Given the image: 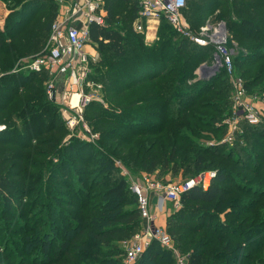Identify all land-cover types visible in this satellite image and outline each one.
<instances>
[{
	"label": "trees",
	"instance_id": "1",
	"mask_svg": "<svg viewBox=\"0 0 264 264\" xmlns=\"http://www.w3.org/2000/svg\"><path fill=\"white\" fill-rule=\"evenodd\" d=\"M0 1L8 10L0 27V124L7 126L0 134V264H122L123 245L143 220L128 180L114 170L117 161L133 176L165 185L215 171L208 190L181 196L166 232L188 264H264V235L255 232L264 227V206L251 216L261 203L254 198L264 199V120L242 121L247 145L224 143L232 87L223 69L208 81L197 73L211 64L212 45L179 35L165 19L148 45L133 27L139 1L117 0L127 11L118 21L114 0H107L106 25L90 26L99 53L90 78L103 85L107 107L94 101L85 110L107 141L105 154L104 144L77 136L64 142L69 130L47 98L48 71L31 72L20 62L44 52L56 1ZM182 12L195 33L211 16L225 22L247 92L264 93V0H187ZM90 160L99 165L83 181L78 171ZM6 235L18 236L10 238L14 248ZM254 236L260 241L246 242ZM157 246L152 242L136 264H175L166 253L146 259Z\"/></svg>",
	"mask_w": 264,
	"mask_h": 264
},
{
	"label": "built area",
	"instance_id": "2",
	"mask_svg": "<svg viewBox=\"0 0 264 264\" xmlns=\"http://www.w3.org/2000/svg\"><path fill=\"white\" fill-rule=\"evenodd\" d=\"M138 1L140 6L136 24L138 31L143 32L142 22H160L165 19L179 35L200 46L212 45L215 48L212 67L223 69L234 89L233 115L231 121L227 122L229 127L233 128V125L239 121L251 125L259 124L261 122L259 113L247 101L248 92L244 80L241 77L235 78L234 56L227 47L230 36L225 25L223 23L212 25L211 16L200 32L194 34L182 18V10L186 8L187 0ZM101 2L102 0L75 1L66 18L53 22L44 52L20 61L24 64L22 68L25 70L35 73L42 70L48 71L50 78L45 83L48 100L59 106L62 118L70 132L73 133L76 129L83 127L90 137L92 135L85 120V110L96 101L94 94L97 89L102 88L101 84L90 78L93 73L92 66L99 60L96 45L91 40L90 26L93 23L106 25L105 20L97 13L101 8ZM89 47L93 48L96 54H92ZM17 70L19 68H15L12 73ZM59 77H64L61 83L56 82ZM5 130L7 126L0 124V134ZM89 140L93 142L94 139ZM123 173L125 177H128V182L130 180V189L137 196L138 208L144 220L142 230L133 237L134 244L126 247L125 262H136L151 243L156 241L177 255L178 264H188V257L177 251L173 239L165 228L156 225L157 216L152 212L150 196L159 197L155 208L157 212H162L163 203L166 200L178 206L181 196L191 189L201 187L203 190H208L216 177V172H202L193 178L172 185H165L146 174L133 179V175L128 171Z\"/></svg>",
	"mask_w": 264,
	"mask_h": 264
},
{
	"label": "rangeland",
	"instance_id": "3",
	"mask_svg": "<svg viewBox=\"0 0 264 264\" xmlns=\"http://www.w3.org/2000/svg\"><path fill=\"white\" fill-rule=\"evenodd\" d=\"M51 1V0H50ZM52 1H56V4H57V8L55 9V11H57V13H58V16H57V20L58 19H61V18H66V16L68 15V13H69V11H70V9L72 8V5H73V3L75 2V1H77V0H52ZM80 1V0H79ZM114 3L116 4V14H117V20L118 21H121V16L123 15V14H126L127 13V11H126V6L125 5H121L120 4V2H118L117 0H114ZM6 5L3 3V1H0V27H3V25H4V20H5V18H6V16L8 15V10L6 9V7H5ZM44 6V5H43ZM101 8L98 10V15H100L101 17H102V19L103 20H105V18H106V16H107V0H102V2H101ZM47 8H48V5L46 6V10H47ZM220 15V14H219ZM182 18H183V20L186 22V24H187V26H188V29L192 32V30L190 29V26H189V23L187 22V20H186V16H185V13L184 12H182ZM56 20V19H55ZM54 20V21H55ZM53 21V22H54ZM138 23V20H137V22H135L134 23V25H133V27H134V31L135 32H138V33H142V34H144L145 35V42H146V44H148V45H151V44H153L152 43V41H151V37L150 38H147L146 37V32H147V28H148V30H150V28H149V26H147L145 23H143L142 22V25H143V32L141 31H138L137 30V27H136V24ZM212 25H214V26H216L218 23H223L224 25H225V27H226V24H225V22H223L219 17L218 18H216V19H214V16H212ZM53 24V23H52ZM52 26V25H51ZM160 26H161V23H159V24H156L154 27H155V29H156V31H158L159 30V28H160ZM227 28V27H226ZM174 29V28H173ZM175 30V29H174ZM176 31V30H175ZM176 33H178L177 31H176ZM192 33H194V34H198V33H195V32H192ZM227 47H228V49L232 52V54H233V56H234V54H235V56L236 55H238L239 53V51H237V46H235V44H233V43H230L229 41H228V43H227ZM30 58V57H29ZM99 61V60H98ZM236 62H238V60L236 61ZM96 64V63H95ZM204 65V64H203ZM200 68V67H199ZM199 68H198V70H199ZM198 70H197V72H198ZM239 70H237L236 72H235V78H238V77H240L239 76ZM99 74V73H98ZM228 80V83H230V85H231V80H230V78H228L227 79ZM100 84V83H99ZM232 87V86H231ZM103 91H104V89H103V85H102V88L101 89H97V92L94 94L95 95V97H96V101L97 102H100V103H102L104 106H106L107 107V98H105V94L103 93ZM232 93H231V100H232V97H233V95H234V89H233V87H232V91H231ZM247 101H248V103L249 104H251L252 106H254V108H255V110L259 113V115H260V118H261V122L264 120V93H258V92H255V93H248V95H247ZM232 103H233V101H232ZM234 107V105L232 104V108ZM232 115H233V113H232ZM232 115H231V117L226 121V123L227 122H229V121H231V119H232ZM86 120V119H85ZM86 123H87V127H88V129H89V131L91 132V135H92V137H90V136H88L87 135V133L85 132L86 130H84L83 129V127H81L80 129H76L73 133L72 132H70L69 131V133H68V135L67 134H65V136L67 135V137H65V139H64V142L66 141H68V139L70 140L72 137H73V135H75V134H77V135H75V136H77V137H80L81 139H83V140H87V141H90L89 139H94L93 140V142L92 141H90V142H92L93 143V145H96V148H99V146H100V144H104V146H105V148L104 149H101V150H103L102 152L103 153H107V141H103L102 139H101V137H100V134L99 133H97V129L95 128V126H90L89 124H88V122L86 121ZM228 124V123H227ZM244 123L242 124V121H239L238 123H236L235 125H233V128H231V127H229V125H228V127H227V129H226V131L223 133V141H224V143L228 146V148H233L234 147V144H240L241 146H245V145H247V141H245L243 138L241 139V135H243V134H245V127H244ZM72 136V137H71ZM87 137V138H86ZM102 140V141H101ZM199 142H206V140H199ZM68 143V142H67ZM106 144V145H105ZM235 148V147H234ZM98 156H99V154L98 153H96L95 155H94V157H93V159L92 160H96L97 158H98ZM92 160H90L89 162H87V164L84 166V168L83 169H79V171L78 172H80V173H82L83 174V181H85L87 178H89V176H90V171H92V169H94L96 166H98L99 165V162H94V161H92ZM230 165H232V164H230ZM92 168V169H91ZM115 170V172L116 171H118V172H121V174L125 177V175H124V173L123 172H125V171H128L130 174H132L131 173V171L129 170V169H127L120 161H117L116 162V169H114ZM207 171H212V170H207ZM133 175V174H132ZM141 175H144V174H140L139 176H133V179H136V177L138 178V177H140ZM127 180H128V177H125ZM186 180V179H185ZM181 181H184L183 179H178L177 181H172V182H170L169 184L170 185H172V184H175V183H178V182H181ZM104 184H107L108 185V182L107 181H104L103 182ZM129 184H130V180H129V182H128ZM169 184H167V185H169ZM35 194L36 193H32L31 195H30V198H32V197H34L35 196ZM254 200H260L261 201V203H259V204H257L256 206H254L253 207V211H252V213H251V216H252V220H254L256 217H257V214L255 213L258 209H261V208H263V206H264V199H261V198H258V197H255L254 198ZM40 204H42V199H40V201H39V205ZM38 208V207H37ZM163 208L166 210H168V216H169V214L172 212V211H174L175 209H176V205H175V203L174 202H172V201H169V200H166L164 203H163ZM154 209H152V212H153V214H157L156 216H157V220H156V225L157 226H160L159 224H161L162 222H163V220H164V218H165V215H166V213L164 212V213H162V214H159V212H157V211H153ZM155 212H157V213H155ZM28 214H29V212H28ZM31 215H28L29 217L28 218H31V217H33L34 215V213H30ZM246 216V213H241V215H240V217L242 218V217H245ZM264 217V216H263ZM263 217H258L259 219H262ZM43 218H45V217H43ZM232 219H234V216L231 218L230 217V220H232ZM39 220H41V219H39ZM143 220V219H142ZM221 220H227L226 219V217H224V216H221ZM260 221V220H259ZM143 223H144V220H143V222H142V225H143ZM250 224H252V223H250ZM4 225H1V227H3ZM255 226H257L256 227V230H255V232H256V234H259V235H264V227L263 226H260V225H255ZM237 227H238V224H237ZM9 239H7L6 240V244H8L9 246H10V248H14V247H12V239H10V238H17L18 236H16V235H6ZM253 240H255V242H259L260 241V237H256V236H254V237H249L248 238V241H246L247 243L248 242H250V241H253ZM5 240H3V241H1L0 242V244H3V242H4ZM134 244V241H133V238L131 239V240H129L125 245H123V248L125 249L127 246H132ZM2 246V245H1ZM16 250V249H15ZM165 250H166V248H164V247H162L161 245L160 246H157L156 247V249L150 254V252H148L147 251V255L149 254V256H147V258L146 259H149V258H151L152 256H153V254L154 253H158L159 252V256H163V254H165V258L167 259V258H171V259H175V264H178L177 263V255L174 253V252H171V254L170 253H167V252H165ZM152 255V256H151ZM172 255H173V257H172ZM139 260L140 259H138L136 262H133V263H126L125 262V259L123 258V261H122V264H136V263H138L139 262Z\"/></svg>",
	"mask_w": 264,
	"mask_h": 264
},
{
	"label": "crops",
	"instance_id": "4",
	"mask_svg": "<svg viewBox=\"0 0 264 264\" xmlns=\"http://www.w3.org/2000/svg\"><path fill=\"white\" fill-rule=\"evenodd\" d=\"M143 23H145L147 26H149V28H150V30H148V28L146 29L147 30V32H146V37L147 38H150L151 39V41H152V43H154L158 38H157V31H156V29H155V25L156 24H159L160 22H157V21H149V22H143ZM89 51L92 53V54H96V51L93 49V48H91V47H89ZM206 65H208L207 63H206ZM202 66V65H201ZM209 66H212V62H211V64L209 65ZM64 79V77H59L57 80H56V82H58V83H61L62 82V80ZM150 199H151V201H152V209H154L153 211H156V204L158 203V201H159V197L158 196H156V195H151L150 196ZM166 213V215H165V218H164V220H163V222L161 223V224H159L160 226H162V227H165V225H166V220H167V217H168V210L166 209H164L163 208V210H162V212H159V214H162V213ZM155 213H157V212H155ZM157 215V214H156Z\"/></svg>",
	"mask_w": 264,
	"mask_h": 264
},
{
	"label": "water",
	"instance_id": "5",
	"mask_svg": "<svg viewBox=\"0 0 264 264\" xmlns=\"http://www.w3.org/2000/svg\"><path fill=\"white\" fill-rule=\"evenodd\" d=\"M220 71L217 67H212L209 65H202L198 70L199 79L201 80H210L212 76L216 75Z\"/></svg>",
	"mask_w": 264,
	"mask_h": 264
},
{
	"label": "bare ground",
	"instance_id": "6",
	"mask_svg": "<svg viewBox=\"0 0 264 264\" xmlns=\"http://www.w3.org/2000/svg\"><path fill=\"white\" fill-rule=\"evenodd\" d=\"M77 98H75V100H76Z\"/></svg>",
	"mask_w": 264,
	"mask_h": 264
}]
</instances>
